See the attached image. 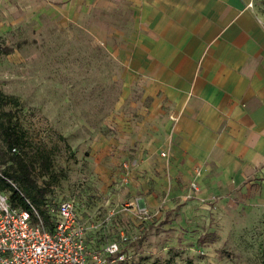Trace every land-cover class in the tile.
I'll return each mask as SVG.
<instances>
[{
	"label": "crops",
	"instance_id": "1",
	"mask_svg": "<svg viewBox=\"0 0 264 264\" xmlns=\"http://www.w3.org/2000/svg\"><path fill=\"white\" fill-rule=\"evenodd\" d=\"M253 1L0 0L1 30L88 27L138 78L147 100L139 144L126 152L108 215L126 205L140 257L203 264L195 251L228 245L264 213V17Z\"/></svg>",
	"mask_w": 264,
	"mask_h": 264
},
{
	"label": "rangeland",
	"instance_id": "2",
	"mask_svg": "<svg viewBox=\"0 0 264 264\" xmlns=\"http://www.w3.org/2000/svg\"><path fill=\"white\" fill-rule=\"evenodd\" d=\"M253 6L264 17V0H254ZM0 91L19 100V106L6 109L24 133V149L15 154L30 164L40 209L49 214L60 202L73 200L81 222L107 217L111 198L122 190L126 152L139 144L147 100L138 78L127 75L121 61L93 41L88 27L24 21L0 31ZM7 151L0 129V165ZM7 182L19 187L15 180ZM125 206L115 209L107 228L90 234L92 246L120 240L122 232L134 238L123 225ZM133 247L134 264H181L169 253L155 260L140 257L137 245ZM263 251L264 213L230 237L228 245L195 251L194 259L203 264H263Z\"/></svg>",
	"mask_w": 264,
	"mask_h": 264
},
{
	"label": "built area",
	"instance_id": "3",
	"mask_svg": "<svg viewBox=\"0 0 264 264\" xmlns=\"http://www.w3.org/2000/svg\"><path fill=\"white\" fill-rule=\"evenodd\" d=\"M200 175L201 169H195L188 198L199 191L196 180ZM49 215L52 229L46 226L37 208L26 211L13 207L7 194L0 190V264H109L133 259L130 243L136 237L131 239L125 233H121L120 240L99 247L90 244V234L107 228L109 215L100 221L81 222L73 200L60 202L56 209H50ZM135 215L144 218L148 212L140 207Z\"/></svg>",
	"mask_w": 264,
	"mask_h": 264
},
{
	"label": "trees",
	"instance_id": "4",
	"mask_svg": "<svg viewBox=\"0 0 264 264\" xmlns=\"http://www.w3.org/2000/svg\"><path fill=\"white\" fill-rule=\"evenodd\" d=\"M19 106V100L15 96L7 95L0 91V129L3 131L4 139L8 148L7 152H2V165H0V190L9 193V201L13 207L20 210L30 211L32 207L40 209L42 201L37 193L34 183L30 178V164L24 160L21 153L15 154L17 149H24L25 136L20 126L13 121L11 112L7 106ZM15 149L16 151H13ZM10 156V157H9ZM8 160L11 164L6 166ZM46 167H50L49 159L44 160ZM15 180L19 187L15 188L7 180ZM12 182V181H11ZM14 183V182H12ZM45 224L52 228V219L46 211L39 210ZM50 228V229H51ZM262 263L264 264V251L262 253ZM109 264H134L131 261L109 262ZM170 264V263H165ZM181 264H195L192 260H187Z\"/></svg>",
	"mask_w": 264,
	"mask_h": 264
}]
</instances>
